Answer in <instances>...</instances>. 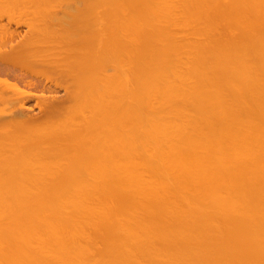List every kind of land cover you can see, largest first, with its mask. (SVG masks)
<instances>
[{
	"label": "bare ground",
	"instance_id": "1",
	"mask_svg": "<svg viewBox=\"0 0 264 264\" xmlns=\"http://www.w3.org/2000/svg\"><path fill=\"white\" fill-rule=\"evenodd\" d=\"M0 264H264V0H0Z\"/></svg>",
	"mask_w": 264,
	"mask_h": 264
},
{
	"label": "rangeland",
	"instance_id": "2",
	"mask_svg": "<svg viewBox=\"0 0 264 264\" xmlns=\"http://www.w3.org/2000/svg\"><path fill=\"white\" fill-rule=\"evenodd\" d=\"M61 92H63L64 93V91H63V89H58V91H57V95L58 96H60V95H62V93ZM32 104V105H31ZM33 104H34V100H31L27 105H29L30 106V108L32 107V109H33V111L32 112H35L34 113V115H37V114H39L40 113V110L37 108V106H34L33 107ZM4 106L5 105H3V107L2 108H4ZM29 108V107H28ZM31 112V113H32Z\"/></svg>",
	"mask_w": 264,
	"mask_h": 264
}]
</instances>
